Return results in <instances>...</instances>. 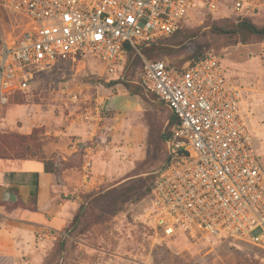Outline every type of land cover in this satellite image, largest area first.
<instances>
[{"label": "rangeland", "instance_id": "obj_1", "mask_svg": "<svg viewBox=\"0 0 264 264\" xmlns=\"http://www.w3.org/2000/svg\"><path fill=\"white\" fill-rule=\"evenodd\" d=\"M242 17L264 26V7L239 13L224 6L213 13L197 10L180 35L160 38L163 48L152 53L179 68L196 57H219L228 79L243 88L264 164V39L232 31ZM9 27L0 9V35ZM183 37L188 39L171 45ZM140 66V58L126 57L123 66L107 73L93 59L63 60L37 72L26 89L8 94L0 107V158L45 163L68 192L63 198L80 196L76 211L83 204V212L70 234L66 228L73 219L60 231L42 227L35 238L16 244L3 231L12 225L6 214L33 209L35 201L0 194V264H264V249L248 242L213 236L156 239L143 222L145 194L165 165L164 134L171 126L167 105L141 86ZM121 79L129 80L134 92ZM94 192L100 197L91 202Z\"/></svg>", "mask_w": 264, "mask_h": 264}, {"label": "built area", "instance_id": "obj_2", "mask_svg": "<svg viewBox=\"0 0 264 264\" xmlns=\"http://www.w3.org/2000/svg\"><path fill=\"white\" fill-rule=\"evenodd\" d=\"M221 6L253 12L264 1L0 0L10 26L0 35V107L56 62L89 58L110 73L131 48L141 60V86L174 119L143 222L156 239L229 237L264 249V164L243 88L215 55L179 68L143 53L144 44L174 34L193 12Z\"/></svg>", "mask_w": 264, "mask_h": 264}, {"label": "crops", "instance_id": "obj_3", "mask_svg": "<svg viewBox=\"0 0 264 264\" xmlns=\"http://www.w3.org/2000/svg\"><path fill=\"white\" fill-rule=\"evenodd\" d=\"M58 181L56 175L46 172L44 164L36 159L0 158V194L18 196L27 203L35 193L33 209L18 208L6 214L12 222L8 229L3 230L8 238L18 244L35 238V233L42 227L60 231L73 219L80 196L63 198L68 192L63 191V183L60 179Z\"/></svg>", "mask_w": 264, "mask_h": 264}, {"label": "trees", "instance_id": "obj_4", "mask_svg": "<svg viewBox=\"0 0 264 264\" xmlns=\"http://www.w3.org/2000/svg\"><path fill=\"white\" fill-rule=\"evenodd\" d=\"M231 28H232V31H233V30H238V29H239V30L243 31L244 33H246V34H248V35L258 36V37H261L262 39H264V26L257 27V26H255L250 20H248L247 18H243V17L240 18L236 23H234V24L231 26ZM181 29H182V28H181ZM181 29H179L178 31H176V32H175L174 34H172L171 36H172L173 38H176L178 35H180V34L182 33V30H181ZM187 39H188V38H184V37H183V38H181L180 40H178V42H176V43H178V44L173 43V44H171V45L175 46V45L182 44V43L185 42V40H187ZM159 44H161V42H160L159 40H156L155 42H150V43H146V44H144V45H143V53H144V55H145L146 57H148V58L156 59V58L154 57L152 51H153L154 48H156V47L163 48L162 45H159ZM167 48H170V47L168 46ZM164 49H166V48H164ZM127 57H128L129 62H134L135 60H138V59H139L138 56L135 54V52H134L131 48H128V50H127ZM204 57H207V56H204ZM204 57H196V58L194 59V61H192V62L190 63V65L193 64L195 61H197V60H199V59H201V58H204ZM119 82H121V83L123 84V86H124L126 89H128L130 92H134V91L131 89L132 84L129 82V80L121 79V80H119ZM134 87H138V85L135 84ZM138 91H139V90H138ZM138 91H135V93H138ZM150 94H151V93H150ZM151 95H153V94H151ZM153 96H154V95H153ZM155 98H156V97H155ZM167 107H168V106H167ZM168 108H169V107H168ZM169 110H170V108H169ZM173 123H174V119L172 118V112H171V110H170V114H169V116H168V124H169V126H171ZM169 133H170V131L166 129V132H165L164 136L169 135ZM166 159H167V153H166ZM165 163H166V162H165ZM44 170H45L46 172H51L49 169H47L45 163H44ZM53 173H54V172H53ZM155 177H156V176H155ZM154 180H155V178L153 179V181L151 182L150 186L148 187V190H147L145 196L149 193V191H150V189H151V186H152ZM32 194H33V195H32V199L35 201V193H32ZM92 195H93V198L91 199V202L97 200V199L100 197V195H98L97 192H94V194H92ZM81 212H83V204H81V205L78 207V210L76 211V213H75V215H74V217H73V220H72L71 224L66 228V232H67V233L70 234V233H72V232L76 229V227H74V226H75V223L77 222V218H78V216H79V214H80ZM62 244H63V242H62L61 239H60L59 244H58V249H59L60 251H61L62 248H63V247H62Z\"/></svg>", "mask_w": 264, "mask_h": 264}, {"label": "water", "instance_id": "obj_5", "mask_svg": "<svg viewBox=\"0 0 264 264\" xmlns=\"http://www.w3.org/2000/svg\"><path fill=\"white\" fill-rule=\"evenodd\" d=\"M166 139V136H164V140ZM80 217H81V213L79 214V216H78V218H77V222H78V220L80 219ZM62 247H63V244H62ZM61 264V263H60Z\"/></svg>", "mask_w": 264, "mask_h": 264}]
</instances>
